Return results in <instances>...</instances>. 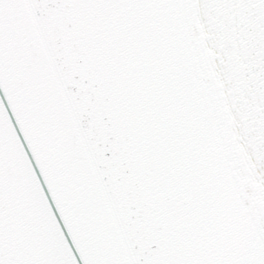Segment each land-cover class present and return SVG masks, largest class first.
<instances>
[{"label":"snow or ice","instance_id":"obj_1","mask_svg":"<svg viewBox=\"0 0 264 264\" xmlns=\"http://www.w3.org/2000/svg\"><path fill=\"white\" fill-rule=\"evenodd\" d=\"M0 264H264V0H0Z\"/></svg>","mask_w":264,"mask_h":264}]
</instances>
